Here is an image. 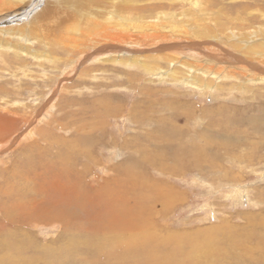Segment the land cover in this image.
I'll use <instances>...</instances> for the list:
<instances>
[{"label":"rangeland","instance_id":"obj_1","mask_svg":"<svg viewBox=\"0 0 264 264\" xmlns=\"http://www.w3.org/2000/svg\"><path fill=\"white\" fill-rule=\"evenodd\" d=\"M40 1L33 4L38 11L44 7L43 3L46 0ZM110 1L115 8L125 3L124 0H96V6L103 5L110 10L108 4ZM198 3L203 10L219 13L221 22L229 26L233 23L238 27V19L245 20L247 25L244 22V26H264V0H200ZM130 5L132 8L139 9L137 12H141L144 18L161 21L172 17L174 20L175 13H181L189 6L187 0H131ZM58 7V4H53V7L49 9ZM18 12L16 11L15 14ZM169 14L173 15L169 16ZM226 19L235 20L226 23ZM175 23L181 27L177 21ZM242 27L239 25L238 29ZM3 38L11 42L0 53V92L3 95L8 94V97L0 94V106L15 109L20 103L23 106L27 105L26 108L29 107L26 110L28 112L30 108L34 111V107L38 109L42 106V110L40 109L42 116L32 134L17 138V135L29 128L27 121V123L19 124L17 129L6 138L0 137V143L17 139L9 150H0V264H120L124 259L120 243L119 249L118 246L113 245L106 249L99 248L100 242L93 244L90 241L83 242L80 237L77 238L79 231L94 232L84 227L78 217L70 219L66 230L65 226L58 221L36 224L32 217L18 212L23 205H26L28 209L32 207L34 201L43 199L42 193L35 187L43 181H49L44 178L50 176L49 174L44 178L41 177L45 170L38 168V165L34 167L27 161L24 165L21 158L22 153H25L24 148L37 143L27 157L36 156L39 153L41 156L48 157L50 161L52 158L48 152H52L53 155L58 150L56 147L50 151L44 149L45 144L42 141L37 142V129L53 135L51 137H62L68 143L67 146L73 142L72 136L83 134V138L92 139L102 133L100 135L103 139L98 140L99 149L95 152L93 150L91 157H94L97 164H91L88 170L91 174L84 176L87 182H82L80 176L81 171L86 169L79 166H75L70 175L68 173L62 177L63 182L64 180L82 182L74 186L81 191L85 189L87 193L97 191L101 193V196L104 195L102 191H115L111 197L113 201H111L110 213L116 212L117 209L118 211L130 208L135 210L139 205H142V212L153 208L155 212L147 216L150 219L153 218L155 228L158 230L157 234L151 237L167 239L170 241L169 246H177L176 243L180 242L188 247V244L194 243L208 251L205 253L209 255L207 259L202 255H198V258L195 255L189 258L185 256L189 260L183 256L184 264L190 262L194 264H264V127L263 133L251 138L253 131L246 119L251 117L254 124L258 125L259 116L264 117V82L246 83L240 86L239 81L244 82L246 76L236 71L235 80L233 78L223 80L214 78L216 80H213L210 76L209 79L214 85L208 89H204V86L203 89H197L182 81V76V79L178 81L167 76L168 72L165 71L171 70L175 65L166 66L165 63H162V69L154 74L141 73L139 69L122 66L119 62L106 64L92 60L79 64L75 70H71L70 63L76 58H81L82 61L85 54L81 53L76 57L77 52L68 53L62 50L59 46H55L57 38L53 41L55 44L51 50L52 56L57 58L53 64L41 54L37 56L34 53L40 52L41 48L43 49L40 53L45 52V45L34 41L8 40L5 36ZM12 44L20 46L21 53L13 50ZM27 47L30 52L22 51ZM14 55L18 56V59ZM208 75L206 77H209ZM145 96L152 105L147 112H144L146 126L140 128L134 118L138 117L137 112L141 110L136 108L134 112L132 109L138 101H141L139 104L142 108V105L147 103ZM49 98H51L50 103L44 108ZM105 99H108V102ZM181 99L185 104H192L194 106L192 108L197 109V116L191 117L196 119L186 122L190 130L202 132L204 125L210 120L205 117L210 114L208 112H212L214 119L217 118L216 120L211 118L213 124L224 120L219 117V114L234 115L237 119L234 124L227 123L228 132H221L228 134L227 141L235 140L221 142L224 145L227 143L225 150L207 151V155L214 159L212 164L194 166L191 160L190 164L186 163L182 167L172 162L165 164L161 162L159 165L155 159L154 161L149 159L147 161L153 166L145 165L144 167L143 163L141 167L128 173L124 171L116 173L117 171L109 168L113 163L118 165L123 162L126 153L131 154L129 157L132 158L138 156L134 154L135 152L113 148L110 140L114 139L121 144L122 139L133 140L136 134L140 132L145 134L150 128L148 124H152L153 119L150 118L164 114L162 111L155 110L156 107H162L159 103L165 101L174 103ZM139 104L136 106L140 107ZM222 110L225 112L220 113ZM4 111L6 109L0 110V132L8 128L6 126L9 121L12 128V121L16 119L15 115L22 114L17 112L13 113V116ZM202 112L204 116L200 115ZM203 117L207 118L206 123ZM227 117L230 116L225 115V118ZM221 123L227 125L225 120ZM51 137L47 138L54 144ZM238 139L249 140L243 141L245 143L243 147L239 145V142L237 148L233 147L232 144ZM194 142L198 143V141ZM218 143L219 140L212 144L219 146ZM230 145L233 151H230ZM28 149L25 150L28 151ZM75 149H79L85 155L84 145L77 146ZM146 150L144 154H150ZM24 174L27 175L23 176ZM115 179L121 181L113 182ZM136 187L134 193L132 190L128 192L129 189ZM108 191L107 193H110ZM153 193H156L155 198L159 199L147 200ZM117 200L123 205L122 208L115 204ZM135 212L129 211L132 221H134ZM119 233L121 236L124 234L118 232L117 235ZM110 235L107 234V236ZM124 235L129 236L127 233ZM68 237L70 240L67 239ZM163 245L165 244L162 243ZM137 247L138 245L135 249L129 250L130 253L127 255L138 259V264H145L142 252L146 253V251L136 249Z\"/></svg>","mask_w":264,"mask_h":264},{"label":"bare ground","instance_id":"obj_2","mask_svg":"<svg viewBox=\"0 0 264 264\" xmlns=\"http://www.w3.org/2000/svg\"><path fill=\"white\" fill-rule=\"evenodd\" d=\"M39 1L0 0V53L11 42H7L3 38L4 36L5 38L8 37V40L17 39L25 42H39L40 45H45V52L40 53L41 49H43L41 48L40 52L35 51L34 53L37 56L41 54L43 58L48 59L53 64L57 58L52 56L53 52L51 50L55 44L53 41L57 38L55 46H59L62 50H66L68 53L71 51L77 52L76 57L81 53L85 54L82 61L81 58H76L70 63V65L72 64L70 66L72 67L71 70H75V67L79 64L92 60L106 64L119 62L122 66L127 65L137 70L139 69L141 73L154 74L157 73L156 71H160L162 69L161 64L165 63L166 66L175 65L171 70H164L168 72L167 76L177 81L183 77L182 81L195 86L197 89H203V86L204 89L212 87L214 84L209 79L210 76L213 80L234 79L236 78L234 74L236 71L246 76L244 82L239 81L240 86L246 83L264 82V26H244L245 20L238 18V24L240 27L243 26L240 29H238L239 25L237 27L233 23L231 25L234 27L224 24V22H221L219 13L203 10L201 4L198 3L200 0H187L189 5L187 9H184L181 13H175L174 20L172 17L169 19L165 18V21L144 18L141 12H137L139 9L136 7L132 8L130 5L131 0H124L123 2L129 4L121 3L118 8H115L113 2L110 1L108 2L110 10H107L103 5H99L101 8L96 6V0H55L56 2L46 0L43 3L44 7L38 11L35 9L37 8L36 6L33 7V4L35 5ZM53 4H58L59 7L49 9L53 7ZM16 11L19 12L15 14ZM172 15L169 14V16ZM234 20L226 19L225 22H234ZM176 21L181 27L176 25ZM14 41L16 42V40ZM19 47L11 45V48L18 52H20ZM38 48H40L39 45ZM22 51L25 53L30 52L28 47ZM4 53L6 52L4 51ZM206 75L209 77H206ZM0 94L3 95L1 92ZM3 96L8 97V94ZM145 97L147 103L142 105V108L141 104H139L141 101H138L136 103L140 107L135 104L132 109L134 112L136 108L141 110L137 112L138 117L134 118L139 123L140 128L146 126L144 112H147L152 105L148 97ZM142 98L144 99V96ZM50 99L44 104V108L48 106ZM182 99L176 100L178 103H170L168 101L159 103L162 107H156L155 110L162 111L164 114L162 116H154V118L157 117L156 119L153 116L150 118L153 119L151 121L152 124H148L150 128L145 134L140 132V134H136L133 137V140L122 139L121 144H118L114 139L110 140L113 148H117L120 151L124 150L125 152H135L134 154H138V156L132 158L129 157L131 154L128 153L127 155L126 153L125 158L122 160L123 162L118 163V165L113 163L109 168L117 171L116 173L119 171L128 173L135 168L141 167L143 163L144 167L145 165L153 166L151 162L147 161L149 159L153 161L155 159L159 165H161V162L163 164L172 162L182 167L186 163L190 164L191 160L194 166L212 164L214 159L212 156L207 155V151L211 152L215 149L225 150L227 143L224 145L221 142L235 140L229 139L227 141L228 134H222L221 132H228L227 123L234 124L237 119L234 115L225 114L230 116L225 118L224 114H219V117L224 119L227 125L221 123L224 120L213 124L214 116L211 115L212 112H208L210 114H207L208 116L205 115V117L210 118V120L204 125L202 132L190 130L186 126V122L191 121V117L196 115L197 109H193L192 107L194 106L192 104H185ZM105 101L108 102V99H105ZM26 106L20 103L15 109H7L6 106H0V110L6 109L4 112L12 115L13 113L22 112V114L15 115L16 119L12 121V128L10 121L8 122L6 126L8 128L5 127L6 129L0 132L1 138H6L7 135L9 136L17 129L19 124L27 123V121L29 128L17 135L18 139L22 138L23 135L25 136V134H32L36 129V124L42 116V106L38 109L34 107L36 109L34 111L30 108V112L26 111L29 108H26ZM221 112L225 111L222 110ZM200 115L204 116V113L202 112ZM205 117L203 119L206 123L207 118ZM246 119L253 131L250 135L252 136L251 138H255L256 134L263 133L264 117L259 116L258 125L254 124L251 117ZM255 122H257L256 119ZM217 129L222 131L219 132ZM140 131L143 130L140 129ZM36 133L38 135L37 142L42 141L45 144L44 149L50 151L56 147L58 150L53 155L52 152H48V155L53 159L50 161L48 157L41 156L39 153L36 156L27 157L30 154L29 152L34 150L37 143L31 144L29 147L24 146L25 153L21 155L24 165L26 161L29 164H33L34 167L38 165V168L45 170L41 177L44 178L49 174L50 176L44 178L49 181H43L42 184L35 187L36 190L42 193L43 199L34 201L32 207L28 209L26 205H23L18 211L20 214H27V216L32 217L31 219L36 224L58 221L65 226L66 230L70 224V219L78 217L84 227L94 230V232L79 231L77 238L80 237L83 242L90 241L93 244L100 242L101 246L99 248L106 249L112 247V245L118 246L119 249L120 243L124 258L120 264H125L126 262L138 264V259L132 255H127L130 253L129 250L135 249L137 245L136 249L140 248L146 251V253L142 252L145 264H184L182 257L187 256L189 258L193 255L196 257L202 255L207 259L209 255L205 253H208V251L194 243H190L186 247V245L177 241V246H169V240L161 237H151L157 234L156 231L158 230L155 228L156 225H154L153 218L150 219L147 216L155 212L152 210L153 208L142 212V205H139L140 208L136 207L135 210L130 208L125 211H118L119 209H117L116 212L110 213L111 201H113L111 197H113L115 191H102L104 195L101 196V193L97 191L87 193L85 189L81 191V189L74 186L87 182L84 177L85 174L90 175L91 173L88 171L90 165L97 164L94 157H91L93 156V150L95 152L99 149L98 140L102 138V135H100L102 133L99 136H95L96 140L95 137H92V139L87 137L85 139L83 134L78 133L79 135H75L76 137H71L73 142L69 146H67L66 140L60 136L51 137L53 135H49L40 129H37ZM47 137H51L54 144ZM201 137L202 139L200 140ZM217 140H219V146H213L212 143ZM16 141L17 139L0 143V150H9ZM194 141H198V143ZM243 141L238 139L232 145L237 148L239 142V145L243 147L244 142H246ZM79 142L86 148L85 155L79 149H75L77 146H82ZM232 145H230V151H233ZM26 148H29L28 151L25 150ZM144 150L150 154H144ZM214 155H216L215 152ZM75 166L86 169L80 173L82 182H66V180L63 182L62 177H65L68 173L70 175L72 170L76 168ZM25 175L27 174L23 176ZM120 181L115 179L113 182ZM149 186L152 189V186ZM135 189L137 187L129 189L128 192L132 190L134 193ZM107 191L110 193H107ZM156 196L157 194L153 193L147 200L157 201L159 198H155ZM166 199L169 200L168 198ZM115 204L119 208L123 207L118 200ZM134 204L136 205V203ZM129 211H136L135 217H133L134 221H132ZM118 232L127 233L129 236L124 234L121 236L120 233L117 235ZM108 233L112 236H107ZM162 243L165 245L162 246ZM63 258L66 259V257ZM189 264L194 263L190 262Z\"/></svg>","mask_w":264,"mask_h":264}]
</instances>
